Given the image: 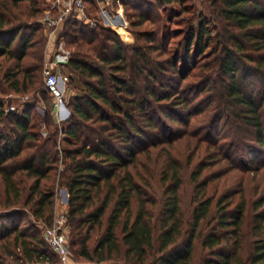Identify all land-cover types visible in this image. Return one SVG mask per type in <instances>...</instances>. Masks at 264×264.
Segmentation results:
<instances>
[{
	"label": "trees",
	"instance_id": "16d2710c",
	"mask_svg": "<svg viewBox=\"0 0 264 264\" xmlns=\"http://www.w3.org/2000/svg\"><path fill=\"white\" fill-rule=\"evenodd\" d=\"M212 2L217 9L221 53L215 65L209 67L213 69L204 77L202 91L208 89L214 94L212 98L218 99L220 120L226 116V121L233 122L231 129L247 128L250 157L257 158L259 154L255 153L259 151L264 156V87L257 93L249 80L251 74H258L264 82V0ZM41 13L35 0H0V76L17 93L38 91L45 103L40 123L51 128L47 137L31 129L33 111L38 108L35 103L26 102L22 110L6 113L5 101L0 97V118L5 116L11 121L9 131L0 133V174L6 184L8 206H31L39 220L52 225L55 193L51 187L44 189L48 185L42 187V183L62 162L65 169L61 172V185L69 194L67 216L74 228L72 246L85 260L96 264H264V209H260L264 198L249 207L242 201L229 209V195L215 204L212 197H196L199 204L186 227L177 193L183 177L181 168L172 163L173 172H165L163 179L165 182L171 178L172 184L166 188L167 198L162 200L158 222L147 209L142 189L147 180L137 179L140 174L128 169L136 151L144 150L147 136L163 127L154 121L146 106L172 97L170 102L180 112L189 104L178 93H168L161 83L159 88L164 92H157L158 77L165 67L159 62L156 71L152 66L154 49L145 48L149 44L133 45L128 60L123 54L125 43L110 27L87 26L85 32L73 34L69 44L76 47L67 68L70 85L80 92L68 99L71 114L61 129L51 123L55 105L41 74L47 39L38 21ZM139 18L144 19L142 15ZM208 23L204 21L198 30L190 32L188 45L195 39L203 43ZM77 80L82 87L76 84ZM166 116L173 120L179 115ZM59 132L67 146L59 143ZM170 140L161 141L170 144ZM259 166L257 163L256 169ZM201 172L199 168L193 178L199 191L205 193L208 182L199 181ZM23 177L34 179L25 199L26 186L22 188L20 184ZM134 196L140 202L135 215ZM113 200L106 226L92 248V233L104 227ZM248 212L253 214L255 235L244 254V220ZM23 214V210L13 211L0 219ZM205 226L211 227L207 233ZM197 247L203 251L199 258ZM51 250L38 233H28L17 226L0 233V264H7L8 258L12 260L9 264H57L59 257Z\"/></svg>",
	"mask_w": 264,
	"mask_h": 264
},
{
	"label": "rangeland",
	"instance_id": "374dc122",
	"mask_svg": "<svg viewBox=\"0 0 264 264\" xmlns=\"http://www.w3.org/2000/svg\"><path fill=\"white\" fill-rule=\"evenodd\" d=\"M35 1L42 9L38 21L42 23V29L47 36L46 55L41 73L44 81L45 68L50 67L53 60L64 62L66 56L69 59L76 47L74 44H69L73 34L85 32L87 26L98 29L103 25L112 28L119 34L125 43L123 54L127 56L128 60H131L133 45L145 47L149 44L145 48L154 49L151 53L152 66L158 71L156 66L161 62L165 67L163 69L165 72L158 77L157 92L159 94L164 92L159 88L161 83L168 93L176 92L181 97L187 98L188 107L184 108V111L181 109V112L179 107L170 102L173 97L170 98L171 100L164 99L161 102H153L151 107L146 106L149 114H153L154 121H158L160 125L163 124V127L157 132L149 133L145 144L142 145L145 147L144 150L136 151L133 162L128 166L129 170L140 174L137 179L140 180L139 177H141L147 180V186L142 185L143 196L147 203V209L154 215L155 222H158L161 214L162 200L167 198L166 188L172 184L171 178L165 182L163 180L166 176L165 172H173L174 168L171 169L172 166H170L172 163L181 168L183 177V184L177 193L186 227L194 208L199 204L196 197L201 196L203 199L212 197L215 204L224 195H229V201H231L229 209L234 208L242 201H246L249 207L258 199L264 198V165H262L264 156L260 155L259 151L255 153L259 154L257 158L250 157L246 146L249 141V138L245 136L247 128L244 126L242 130L240 127L231 129L233 122L226 121V116L220 120L222 112L221 108L217 107L218 99H213L214 94H211L208 89L202 91L204 77L212 72L213 68L210 70L209 67L212 66L211 64L215 65L216 58L221 53L220 41L222 38L218 36L220 29L217 24V9L212 0H180L172 4H163L162 0H87L84 12L74 11L65 16L61 9L55 5V0ZM48 13L53 17H59L60 22L57 26L52 27L47 23L45 17ZM139 15H142L144 19H140ZM204 21L209 22L206 25L208 36L204 37L202 44L195 39L191 46L188 45L187 39L190 32L198 30ZM65 33H68V36ZM171 62L174 66L171 65ZM53 71L62 75L63 78H68L69 70L65 66L56 67ZM249 80L250 87L256 89L257 93L263 90L264 82L258 74H251ZM79 85L82 87L81 84ZM152 86L154 87V83ZM0 87V89H4L0 93V97L5 101L6 113L12 106L17 111L22 110L26 102L35 103L38 106L33 111L34 120L31 129L38 131L41 136L47 137L51 128L40 123L45 103L41 99V95H38V91H29L27 94L17 93L3 82L2 75L0 76ZM74 92L78 93L80 89L74 88L68 80L66 99H69ZM167 113H175L179 116L170 120L169 116H166ZM53 116L54 122L52 120L51 123H55L60 128L66 118L61 114H56L55 110ZM142 121L140 120L142 126L147 127ZM10 126L11 121L7 117L0 118V133H7ZM58 136L59 143L64 147L66 145L62 140L64 136L61 132ZM234 137H236L235 140L240 138L241 144L239 140L235 141ZM163 138L172 139L171 143L161 141ZM235 150L236 152H234ZM257 163L261 165L259 169L255 167ZM59 165L60 168L53 170L50 173V178L45 179L42 183V187L45 184L48 185L44 189L51 187L55 193L53 224L62 217V214L66 215L67 221L64 222V229L68 241L69 264H96L79 256L75 251L76 248L74 249L72 246L74 228L67 216L69 196H66V188L61 185V172L65 167L62 162ZM199 168L202 169L199 181L206 180L208 182L205 193L199 191L198 182L193 178V173ZM24 179V182L20 184L22 188L26 186L23 191L25 199L29 196L28 188L33 184L34 179ZM106 190L107 187H105L102 197L105 196ZM7 195L6 184L0 174V216L10 215L13 211L19 210H23L25 213L13 216V218L0 219V233L7 228L17 226L19 230L38 233L45 239V230L51 225L39 220L30 210L31 206L26 208L21 204L8 206ZM114 202L113 200L106 212L104 227L94 230L92 233L90 240L92 248L106 226ZM139 203L137 197L134 196L132 200L133 215L139 209ZM260 209H264V205ZM244 221V230L247 235L243 243V251L246 254L245 250L249 251L250 242L253 241L255 235L253 214L248 212ZM3 223L5 226H2ZM210 228V226H205L204 232L207 233ZM19 251L16 250V252ZM51 252L55 255L53 249ZM196 253L197 258L203 255V251L198 247ZM55 256L58 258L57 255ZM6 262L7 264L12 263L11 258H8ZM57 264H63L59 258Z\"/></svg>",
	"mask_w": 264,
	"mask_h": 264
},
{
	"label": "built area",
	"instance_id": "2783aa9c",
	"mask_svg": "<svg viewBox=\"0 0 264 264\" xmlns=\"http://www.w3.org/2000/svg\"><path fill=\"white\" fill-rule=\"evenodd\" d=\"M86 4V0H55V5L61 9L64 16L72 14L74 11L78 13L84 12ZM45 20L52 27L57 26L60 22L59 17H53L50 13L46 15ZM68 60V56H66L63 63H67ZM61 63L60 60L56 59L50 63V67L48 66L45 68V90L51 94L55 105V111L58 115L60 114L61 106L64 105L66 101L67 79L53 70ZM9 110L16 111L17 109L12 106ZM66 221V215L62 214V217L57 219L53 225L47 227L45 230V239L63 264H69V248L66 231L64 229V222Z\"/></svg>",
	"mask_w": 264,
	"mask_h": 264
},
{
	"label": "crops",
	"instance_id": "0c3cea01",
	"mask_svg": "<svg viewBox=\"0 0 264 264\" xmlns=\"http://www.w3.org/2000/svg\"><path fill=\"white\" fill-rule=\"evenodd\" d=\"M50 47H51V45H50ZM50 47H49V48H50ZM48 50H50V49H48ZM60 57H61V55H60ZM60 66H65V67H67V63H63V62H62V63L60 64ZM60 66H58V67H60ZM70 74H71V73L69 72V74H68V78H67V82H66V88L68 87V80H69V75H70ZM76 84H77L78 86H80L78 80L76 81ZM74 94H76V93L74 92L72 95H74ZM67 101H68V99H66L64 105L61 106V110H60V114H61L62 116H64L65 118L69 117L70 114H71V111H70V109H69V107H68V105H67ZM55 113H56V111H55Z\"/></svg>",
	"mask_w": 264,
	"mask_h": 264
},
{
	"label": "water",
	"instance_id": "95a60500",
	"mask_svg": "<svg viewBox=\"0 0 264 264\" xmlns=\"http://www.w3.org/2000/svg\"><path fill=\"white\" fill-rule=\"evenodd\" d=\"M67 118H68V117H67ZM67 118H66V119H67ZM65 194H66L67 197L69 196V195H68V192H67L66 190H65Z\"/></svg>",
	"mask_w": 264,
	"mask_h": 264
}]
</instances>
